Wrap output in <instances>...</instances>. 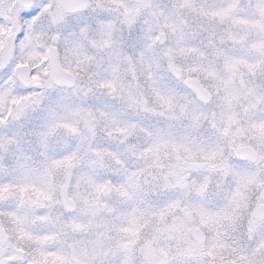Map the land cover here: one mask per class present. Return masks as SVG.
Masks as SVG:
<instances>
[{"label": "clouds", "instance_id": "clouds-1", "mask_svg": "<svg viewBox=\"0 0 264 264\" xmlns=\"http://www.w3.org/2000/svg\"><path fill=\"white\" fill-rule=\"evenodd\" d=\"M0 264H264V0H0Z\"/></svg>", "mask_w": 264, "mask_h": 264}]
</instances>
